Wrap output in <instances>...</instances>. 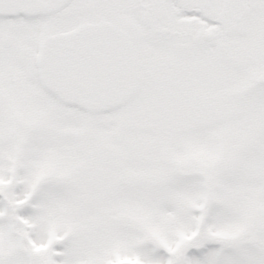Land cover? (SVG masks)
<instances>
[{"label": "snow or ice", "instance_id": "6c2138e0", "mask_svg": "<svg viewBox=\"0 0 264 264\" xmlns=\"http://www.w3.org/2000/svg\"><path fill=\"white\" fill-rule=\"evenodd\" d=\"M0 264H264V0H0Z\"/></svg>", "mask_w": 264, "mask_h": 264}]
</instances>
